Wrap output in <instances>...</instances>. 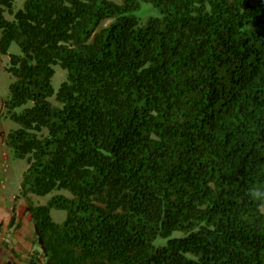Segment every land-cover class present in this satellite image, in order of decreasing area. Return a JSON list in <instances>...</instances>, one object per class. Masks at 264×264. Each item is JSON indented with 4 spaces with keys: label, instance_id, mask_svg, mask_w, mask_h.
<instances>
[{
    "label": "trees",
    "instance_id": "trees-1",
    "mask_svg": "<svg viewBox=\"0 0 264 264\" xmlns=\"http://www.w3.org/2000/svg\"><path fill=\"white\" fill-rule=\"evenodd\" d=\"M13 2L6 144L44 264H264V0Z\"/></svg>",
    "mask_w": 264,
    "mask_h": 264
},
{
    "label": "crops",
    "instance_id": "crops-1",
    "mask_svg": "<svg viewBox=\"0 0 264 264\" xmlns=\"http://www.w3.org/2000/svg\"><path fill=\"white\" fill-rule=\"evenodd\" d=\"M5 100L0 95V227H8V230L4 233L8 249L6 251L7 255L0 258V264H8L10 259L17 260L19 256L26 262L24 264L30 262L31 264H44L45 259L39 253V247H35L33 222L27 210V199L20 195V181L17 188L19 192L15 191L13 179H17L9 168L10 155L6 138L8 133L17 127H15V121L12 122L13 120L7 114L4 105ZM13 195L16 196L12 206L15 210V218L11 221V210L8 205L12 203L11 198ZM27 197L31 199V194H28ZM16 226L19 227L13 230ZM20 262L22 263V261Z\"/></svg>",
    "mask_w": 264,
    "mask_h": 264
},
{
    "label": "rangeland",
    "instance_id": "rangeland-1",
    "mask_svg": "<svg viewBox=\"0 0 264 264\" xmlns=\"http://www.w3.org/2000/svg\"><path fill=\"white\" fill-rule=\"evenodd\" d=\"M117 1H119V0H117ZM23 2H24V0H14L13 10H17V9L21 8L23 6ZM133 13L137 16L139 23L141 25V24H144L146 22V20L149 16L159 15V10L151 2L143 1V2H141L140 7L136 11H134ZM4 16L7 19H11L13 17L7 11L4 12ZM108 21L109 20H105L104 24L108 23ZM0 35H1V30H0ZM9 53H20V48L16 42L13 41L10 44L8 53H6V54L0 53V95H1V98H5V99L8 98L9 84L14 78L11 75V73H9L6 70V67L9 65ZM54 69H55V73L52 76L51 83H52V86L54 87V90L56 91L58 89L61 81H63L65 79L67 72L59 64L54 65ZM49 99L52 102H55L54 96L49 97ZM30 104H31V102H28L26 105L16 108V110L20 111L23 107L28 106ZM12 122H14V121H12ZM14 124H15V127L19 126V124L16 122H14ZM8 152L10 155L9 168H10V170H12L15 178L17 179V180L13 179V182H15V191L19 192V189H17V188H18L19 181H21V176H22L21 172L24 171L27 163H26L25 159L16 157L13 153V150L10 147L8 148ZM57 193L69 194V192L65 189H54L45 195L31 194V200L35 204H44L51 198L52 195L57 194ZM15 197H16L15 195L12 196V198H11L12 203H10L8 205V208L10 210H12L11 207L13 206V202L16 199ZM50 213H51L52 218L55 221L61 222L65 218L66 210L65 209L52 208ZM19 225H21V224L19 223ZM18 227L19 226H16L15 228H13V230H16ZM7 230H8V227H5V226L0 227V258L3 255H7L6 251L8 249V246L5 243L6 235L4 234V233H6ZM176 234H179V233H176ZM35 247L37 248V245H35ZM15 251H17V250H15ZM14 257H16V256H14ZM20 261H22V263ZM24 263H26V262H24V260H22L21 256H19L17 258V260L16 259H14V260L10 259L8 264H24ZM27 264H31V262L27 263Z\"/></svg>",
    "mask_w": 264,
    "mask_h": 264
}]
</instances>
